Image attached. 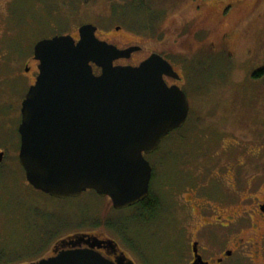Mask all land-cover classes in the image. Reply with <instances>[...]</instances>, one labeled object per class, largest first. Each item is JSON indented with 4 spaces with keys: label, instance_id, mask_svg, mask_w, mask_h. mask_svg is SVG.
I'll use <instances>...</instances> for the list:
<instances>
[{
    "label": "rangeland",
    "instance_id": "obj_1",
    "mask_svg": "<svg viewBox=\"0 0 264 264\" xmlns=\"http://www.w3.org/2000/svg\"><path fill=\"white\" fill-rule=\"evenodd\" d=\"M211 3L216 12L205 16ZM84 23L100 40L140 47L114 64L158 53L182 76L188 120L147 156L157 204L150 221L92 190L50 197L28 184L18 162L20 104L38 73L33 45L76 38ZM262 70L264 0H0V264L47 258L56 240L76 234L107 237L137 264H155L176 218L171 210L179 209V221L193 203L228 207L233 216L252 211L264 199Z\"/></svg>",
    "mask_w": 264,
    "mask_h": 264
},
{
    "label": "water",
    "instance_id": "obj_2",
    "mask_svg": "<svg viewBox=\"0 0 264 264\" xmlns=\"http://www.w3.org/2000/svg\"><path fill=\"white\" fill-rule=\"evenodd\" d=\"M96 30L84 23L77 40L59 34L33 45L38 73L20 106L18 162L37 191L65 199L92 190L120 210L148 196L145 155L185 123L189 104L179 86L166 84L164 76L180 77L163 56L152 53L137 66L114 64L140 47L120 49ZM3 157L0 151V164ZM66 242L88 247L29 264H133L123 253L112 261L95 250L116 248L110 239L76 234Z\"/></svg>",
    "mask_w": 264,
    "mask_h": 264
},
{
    "label": "flooded vegetation",
    "instance_id": "obj_3",
    "mask_svg": "<svg viewBox=\"0 0 264 264\" xmlns=\"http://www.w3.org/2000/svg\"><path fill=\"white\" fill-rule=\"evenodd\" d=\"M206 6H208V9H205L204 6V12L202 10V13L205 16H209L211 11L213 13L216 12V4L211 3ZM118 29L119 26L115 28V31H118ZM75 39H78V33ZM115 46L117 47V45ZM133 53H131V55ZM119 60L120 59L116 61ZM143 60L132 64H116L137 66ZM178 75L180 77L178 80L164 76L166 84L169 86L176 84L182 89L181 85H179L182 81V76L179 73ZM188 117L189 110L186 121L188 120ZM185 123L180 128L184 127ZM151 154L145 155V158L147 159V156ZM148 162L151 166V177L148 187V196L146 198L150 199L152 203H155L154 200H151V184L154 178L155 167H153L154 165H152L150 161ZM141 202L130 208H126V210L136 209L138 211L136 216L138 218L140 217V219L141 216L139 215H141V213L139 210L141 209ZM186 203H190V201L188 200ZM172 212L174 215L177 212L175 215L176 218L174 222L169 223L164 229L165 239L163 245L160 247V258L155 264H264V199L262 201L258 200L252 211L244 210L240 214H236V216H233L234 211L231 213L230 208L228 207H224V209H222V207L215 208L212 207L211 204L201 203H193L189 205V214L186 215V221L183 219L182 221H179V216L181 214L179 209L175 208V210L173 209L170 211L171 214ZM145 218L147 220L148 217ZM150 218H148V220ZM84 235L97 237L99 240L109 239L107 237L103 238L98 234ZM69 238L70 236H67L66 239L61 238L56 240L53 243L51 254L48 257L56 255V253L61 250L88 247V245L83 242H81L80 245L72 247L66 242L69 241ZM62 240L65 241L63 245L60 244ZM95 250L112 261H116L118 256L123 253L128 260L133 262V264H137L134 259L130 258L119 248L118 243H116V248L114 249L102 244L100 248H95ZM126 262L127 261L122 260L121 264H126Z\"/></svg>",
    "mask_w": 264,
    "mask_h": 264
},
{
    "label": "trees",
    "instance_id": "obj_4",
    "mask_svg": "<svg viewBox=\"0 0 264 264\" xmlns=\"http://www.w3.org/2000/svg\"><path fill=\"white\" fill-rule=\"evenodd\" d=\"M161 55H162V54H161ZM261 74H264V70H262V71L256 73V75H261ZM179 129H180V128H179ZM179 129L174 130L173 133L176 132V131H178ZM168 135H169V134H168ZM140 207H141V209L139 210V212L141 213V215H139V216H141V220H142V219L146 220L145 217L150 218V217L152 216L153 212L155 211V209H156V207H157V204L152 203V202L150 201V199H147V198H146V199H144V200L141 202ZM148 218H147V220H148Z\"/></svg>",
    "mask_w": 264,
    "mask_h": 264
}]
</instances>
